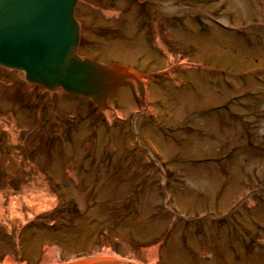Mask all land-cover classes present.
<instances>
[{
  "label": "rangeland",
  "instance_id": "374dc122",
  "mask_svg": "<svg viewBox=\"0 0 264 264\" xmlns=\"http://www.w3.org/2000/svg\"><path fill=\"white\" fill-rule=\"evenodd\" d=\"M75 8L124 81L103 106L0 67V264H264V0Z\"/></svg>",
  "mask_w": 264,
  "mask_h": 264
},
{
  "label": "water",
  "instance_id": "95a60500",
  "mask_svg": "<svg viewBox=\"0 0 264 264\" xmlns=\"http://www.w3.org/2000/svg\"><path fill=\"white\" fill-rule=\"evenodd\" d=\"M77 1L0 0V64L21 69L26 78L43 87L87 95L104 106L108 93L124 80L114 75L113 80L107 79L117 66L103 67L74 57L76 31L70 10Z\"/></svg>",
  "mask_w": 264,
  "mask_h": 264
},
{
  "label": "bare ground",
  "instance_id": "6f19581e",
  "mask_svg": "<svg viewBox=\"0 0 264 264\" xmlns=\"http://www.w3.org/2000/svg\"><path fill=\"white\" fill-rule=\"evenodd\" d=\"M78 2V1H77ZM77 2L73 5V6H71V8H72V11L70 10V18H71V21H72V24H73V26L75 27V31H76V41H75V44H74V46L75 47H77V48H75L74 47V57H77L80 61H82V62H84L85 61V57H84V55L83 54H81L80 52H79V50H80V47L79 46H81V42H82V37H81V27H80V25H79V21H78V19L76 18V16H75V11H76V4H77ZM79 47V48H78ZM98 57V56H97ZM87 60L88 61H90L91 63L93 62V59L91 58V57H89V58H87ZM98 60H100L99 58H98ZM95 62V64L96 63H101V62H98V61H94ZM92 64H94V63H92ZM98 65H100V64H98ZM101 66H106V65H101ZM0 67H4V68H9L10 70H18V71H20V73H21V75H22V77H23V79L26 81V82H28V83H31V84H33V85H35V86H38L39 88H43V89H45V90H48V91H50V92H55V93H57V91H63L65 94H67L68 93V90L66 91V90H64V89H62V88H60V87H57V88H55V89H53V88H49V87H43V86H41V85H39L38 83L36 84V83H34L32 80H30L29 78H26L25 77V75H24V72L21 70V69H16V68H12V67H9V66H4V65H2V64H0ZM113 75L114 76H117L118 78H120V77H122V75H123V73H122V68H120V66H117V69L116 70H114V72H113V74L110 72V75H109V77L107 76V79H110V80H113L114 78H113ZM142 79V74H138L137 76H136V83H137V87H138V91L140 92V98H139V101L141 102L142 101V104L144 105V101H145V95L147 94V92L145 91V87L146 86H143V83L141 82V79ZM116 79V78H115ZM120 87H121V84L119 83V81L117 82V84L115 85V87L108 93V95L106 96L107 98H110L111 96H114L115 95V92L117 91V90H119L120 89ZM76 95H79V96H81L82 98H84V99H91L89 96H85V95H82V94H79V93H77ZM147 99H148V97H147ZM92 100V99H91ZM93 101V100H92ZM96 103V102H95ZM8 262V261H7ZM7 262H6V264H7ZM46 264H50V263H46Z\"/></svg>",
  "mask_w": 264,
  "mask_h": 264
}]
</instances>
